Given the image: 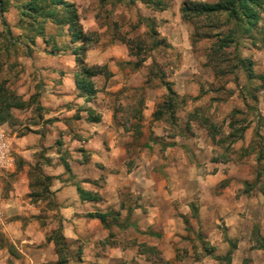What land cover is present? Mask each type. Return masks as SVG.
Returning a JSON list of instances; mask_svg holds the SVG:
<instances>
[{"label":"rangeland","instance_id":"obj_1","mask_svg":"<svg viewBox=\"0 0 264 264\" xmlns=\"http://www.w3.org/2000/svg\"><path fill=\"white\" fill-rule=\"evenodd\" d=\"M24 1L6 0V10L0 15V84L29 104L12 110L13 120L7 127L17 134H29L40 125L52 127V99L64 93L77 95L68 92L66 85L67 79L74 80L76 71L66 28L47 23L48 43L41 38L32 43L35 33L20 22L18 5ZM66 1L75 6L89 38L87 64H100L110 73L93 81L96 97H103V105L114 110V126L128 133L124 136L127 169L134 171L143 165L157 179H165L173 165L194 163L199 174L206 175L215 170L213 164H222L219 168L225 179H245L244 191L256 198L259 207L262 201L264 208V9L249 38H240L238 44L210 62V48L216 41L213 26L221 24L223 18L186 22L180 12L186 0ZM205 32L210 33L209 38L201 37ZM156 41L161 44L157 46ZM56 47L59 51L51 55ZM242 60L250 64L252 78ZM165 83L176 94L174 106L163 109L156 120L154 113L168 97ZM144 111L146 118L141 114ZM77 121L62 122L67 128L60 132L61 145L55 144L54 152L63 162L73 159L64 146L70 138L78 140L76 132L83 123L80 117ZM80 141L78 151L84 153ZM15 165L22 168L17 158ZM5 176L0 175V179H13L12 174ZM49 201L51 198L41 200L38 222L54 230L58 218L47 214L55 210ZM253 219L252 248L243 264H249L253 255L255 262H264V254L252 253L264 231V209ZM0 245H6L1 232ZM232 250L230 245V253ZM68 251L63 257L72 260L76 252L69 247ZM226 256L221 262H228Z\"/></svg>","mask_w":264,"mask_h":264},{"label":"crops","instance_id":"obj_2","mask_svg":"<svg viewBox=\"0 0 264 264\" xmlns=\"http://www.w3.org/2000/svg\"><path fill=\"white\" fill-rule=\"evenodd\" d=\"M66 85L68 92H77L73 79ZM103 100L64 93L52 99V127L40 125L29 134H17L7 124L0 126V175H13L0 179V232L6 240L0 245V264L56 263L55 246L46 238L59 227V219L68 247L76 252L68 264H243L252 248L253 216H261L264 209L262 201L259 207L244 191L245 179H225L222 164H213L215 170L206 175L194 163L173 165L165 179H157L143 165L129 171L128 133L114 126V110ZM88 110L100 121H88ZM141 114L146 118L145 111ZM79 117L83 125L76 132L78 140L70 138L64 146L73 159L63 162L54 152L67 128L62 122L77 123ZM80 140L84 153L78 151ZM15 158L22 165L19 170ZM36 166L53 178L49 192L55 210H44L57 216L54 230L38 222L42 199L29 197L34 192L29 171ZM78 186L95 198L82 200ZM90 214L105 215V222ZM260 234L264 238V231ZM230 245L228 262H221ZM254 257L249 264H259Z\"/></svg>","mask_w":264,"mask_h":264},{"label":"trees","instance_id":"obj_3","mask_svg":"<svg viewBox=\"0 0 264 264\" xmlns=\"http://www.w3.org/2000/svg\"><path fill=\"white\" fill-rule=\"evenodd\" d=\"M119 2L124 0H117ZM134 3L135 0H128ZM6 0H0V15L6 10ZM20 22L26 25L27 30L34 32V38L31 42L34 43L35 38L45 39L46 24L50 23L58 28H66V32L70 38L71 55L75 58L76 71L74 73V85L77 91V96L84 98L86 101L93 99L97 94V89L94 84V78L98 75L106 77L110 76L109 71L105 66H90L86 62L88 36L84 33L82 25L80 24L79 15L75 6L66 0H25L21 5H18ZM264 9V0H216L214 3H207L201 1L186 0L181 7L182 20L190 23H195L198 20H214L223 18V22L213 26L216 41L210 48L209 61L214 62L220 57L224 49L238 44L240 38H248L255 30L257 23L260 20L261 12ZM150 28L153 25L152 21L148 23ZM153 30V29H152ZM197 35V34H196ZM198 36V35H197ZM210 33H204L201 37L209 38ZM163 42V41H161ZM79 43V45H77ZM155 44L159 46L161 43L156 41ZM59 49L56 47L50 51L51 55L57 54ZM245 65L248 76L252 78V70L250 64L246 65V61L242 60ZM168 97L162 104L159 111L154 113V118L159 120L163 114V109L171 110L173 105V98L176 96L169 83H165ZM29 106L28 102L23 101L14 92L7 90L0 84V126L8 124L13 120V109H25ZM87 120L90 122H99L98 116H93L90 110L87 111ZM141 116V115H140ZM139 116V119H140ZM66 172H70L68 164H64ZM32 171V172H31ZM29 171L34 173V179L31 188H40L29 194L33 201L39 199L48 200L51 198L49 186L52 177L44 175L39 167H34ZM82 200H93L95 197L92 193L86 192L81 188H77ZM93 198V199H92ZM50 206L55 208L54 202L49 201ZM90 218H97L102 223L105 222V215L90 214ZM61 219H59V227L52 231L46 238L47 242H52L55 246L58 261L54 264H68L69 258L63 257L69 254L66 239L61 233ZM256 249L264 250V238L257 240ZM227 258L230 257V251Z\"/></svg>","mask_w":264,"mask_h":264},{"label":"built area","instance_id":"obj_4","mask_svg":"<svg viewBox=\"0 0 264 264\" xmlns=\"http://www.w3.org/2000/svg\"><path fill=\"white\" fill-rule=\"evenodd\" d=\"M1 149H2V144H1V142H0V168H1V165H2V161H3V154H2V151H1Z\"/></svg>","mask_w":264,"mask_h":264}]
</instances>
